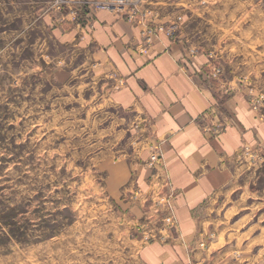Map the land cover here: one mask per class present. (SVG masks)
Here are the masks:
<instances>
[{
	"label": "rangeland",
	"instance_id": "374dc122",
	"mask_svg": "<svg viewBox=\"0 0 264 264\" xmlns=\"http://www.w3.org/2000/svg\"><path fill=\"white\" fill-rule=\"evenodd\" d=\"M168 5L171 10L160 9ZM146 6L152 13L142 12V22H132L140 34L149 23L176 20L179 28L172 38L160 33L174 39L188 16L187 44L193 50L188 53L206 54L202 70L212 82L231 72V47L224 44L237 41L234 55L243 61L251 55V77H242L241 84L248 89L251 109L264 122V0H147ZM187 7L212 12L206 21L188 9L181 11ZM174 9L180 12L173 15ZM50 12L60 18L67 14L75 23L70 10L55 0H0V264H142L138 231L105 188L104 171L105 154L118 157L140 149L135 146L140 138L128 131L120 136L126 129L120 119L131 115L109 100L119 87L114 73L95 78L93 70L87 71V49L55 40L43 21ZM210 67L220 70L216 77ZM251 153L256 154L251 170L263 168L264 147L251 146ZM238 161L242 165L245 160ZM255 189L251 201L245 199L251 202V223L244 228L251 224V229L230 244L235 255L262 264L264 176ZM144 209L153 220L152 207ZM140 224L144 231L164 228L149 221ZM242 224L238 229L235 224L236 233L244 231ZM141 239L152 241L144 235Z\"/></svg>",
	"mask_w": 264,
	"mask_h": 264
},
{
	"label": "crops",
	"instance_id": "0c3cea01",
	"mask_svg": "<svg viewBox=\"0 0 264 264\" xmlns=\"http://www.w3.org/2000/svg\"><path fill=\"white\" fill-rule=\"evenodd\" d=\"M186 9L206 21L212 12L209 7L181 11ZM174 10L173 15L180 12ZM43 16L55 40L87 49V71L93 70L95 78L111 71L116 82H123L110 92L109 100L131 115L120 119L126 126L120 136L136 132L140 141L135 146L140 149H128L118 157L105 154V188L119 200L114 202L138 231L139 261L254 264L235 255L230 244L234 236L249 233L251 224L244 227L251 223V202L245 199L251 201L256 180L264 176V167L251 170L250 162L244 159L241 165L237 157L245 146L264 147V122L248 104V89L240 80L251 77V55L240 60L233 53L237 41L224 44L231 47L232 69L217 83L202 70L206 54L193 57L188 53L187 15L176 38L156 34L149 45L139 26L109 11L87 14L89 19L75 23L63 13L62 18L55 12ZM77 67L84 70L80 64ZM152 148L160 155L154 168L147 165ZM159 193L163 206L155 214L172 215L175 230L166 243L146 242L141 239L144 232L139 231L145 225L140 223H155L148 220L144 208L152 206L151 200L156 201ZM241 223L244 231L238 234L235 231Z\"/></svg>",
	"mask_w": 264,
	"mask_h": 264
},
{
	"label": "built area",
	"instance_id": "2783aa9c",
	"mask_svg": "<svg viewBox=\"0 0 264 264\" xmlns=\"http://www.w3.org/2000/svg\"><path fill=\"white\" fill-rule=\"evenodd\" d=\"M55 3L59 6L68 8L73 15L75 21H79L81 16L85 17L88 15L96 14L100 11H109L115 13L121 17H126L130 22H142V12L151 14L152 11L146 6L147 0H55ZM181 20V17L177 18ZM149 26V27H148ZM144 27V25H143ZM179 28V22L176 20L171 21L169 24L154 25L149 23L146 27L141 30V35L144 39L145 45H149L153 37L156 34L164 33L168 37L172 38L176 29ZM191 50V49H190ZM193 53V50L190 51ZM220 70L217 67H210V75L216 77ZM123 82L119 81V85H122ZM251 92V91H250ZM251 103V97L249 98ZM207 129V128H206ZM256 154L251 153V147L245 146L237 154L238 159H246L251 163V157L253 158ZM160 160L159 151L156 148L151 149V154L148 158L147 165L151 168H154L155 165ZM259 160H262L261 158ZM156 201L151 200V207L153 209L151 221H155L156 225H163L164 228H159L158 230H147L144 231L145 227H139V230L144 232V237L146 240L159 239L161 242L172 237V234L175 230L176 223L172 218V215H166L160 217L157 214L159 206H163V198L159 194L155 197ZM204 243L201 242L200 246H203Z\"/></svg>",
	"mask_w": 264,
	"mask_h": 264
}]
</instances>
